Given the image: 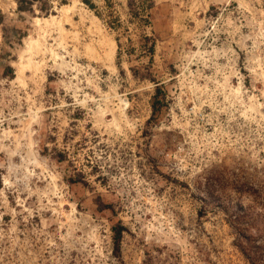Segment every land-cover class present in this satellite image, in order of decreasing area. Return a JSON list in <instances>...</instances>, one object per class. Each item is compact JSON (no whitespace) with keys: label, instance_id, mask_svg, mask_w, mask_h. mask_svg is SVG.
<instances>
[{"label":"rangeland","instance_id":"rangeland-1","mask_svg":"<svg viewBox=\"0 0 264 264\" xmlns=\"http://www.w3.org/2000/svg\"><path fill=\"white\" fill-rule=\"evenodd\" d=\"M0 264H264V0H0Z\"/></svg>","mask_w":264,"mask_h":264},{"label":"trees","instance_id":"trees-1","mask_svg":"<svg viewBox=\"0 0 264 264\" xmlns=\"http://www.w3.org/2000/svg\"><path fill=\"white\" fill-rule=\"evenodd\" d=\"M10 71H12V68H9ZM124 227L123 226H119L118 228H116L114 231H115V237H114V240H115V243L117 245V247L120 246V241H121V238H122V235H123V231H124Z\"/></svg>","mask_w":264,"mask_h":264}]
</instances>
